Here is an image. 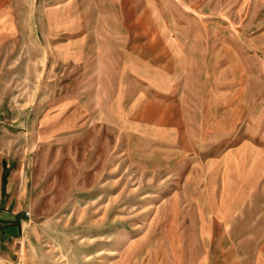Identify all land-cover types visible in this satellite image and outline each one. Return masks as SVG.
<instances>
[{"label":"rangeland","instance_id":"374dc122","mask_svg":"<svg viewBox=\"0 0 264 264\" xmlns=\"http://www.w3.org/2000/svg\"><path fill=\"white\" fill-rule=\"evenodd\" d=\"M1 161L0 264H253L264 0H0Z\"/></svg>","mask_w":264,"mask_h":264},{"label":"crops","instance_id":"0c3cea01","mask_svg":"<svg viewBox=\"0 0 264 264\" xmlns=\"http://www.w3.org/2000/svg\"><path fill=\"white\" fill-rule=\"evenodd\" d=\"M4 11V9H3ZM14 163V161H13ZM12 165V161H8L7 164H3V162L1 161V169H0V177H19V173L20 171H18L17 173H13L12 170H9L10 166ZM25 165V164H24ZM5 166V167H4ZM25 169V167H24ZM7 171H10V174H6ZM13 191L14 194H16L18 192V189L17 187H15V189H13V183L12 181L10 180V178L8 179L6 185L0 183V198H4L6 196H9V194H11L10 192ZM26 190H27V186H26ZM2 219L1 220H5V217H1ZM249 261H253L254 263L253 264H264V255H259L257 259L255 260H249Z\"/></svg>","mask_w":264,"mask_h":264},{"label":"built area","instance_id":"2783aa9c","mask_svg":"<svg viewBox=\"0 0 264 264\" xmlns=\"http://www.w3.org/2000/svg\"><path fill=\"white\" fill-rule=\"evenodd\" d=\"M26 214H27L28 216H30V215H31V213H30L29 211H27V212H26Z\"/></svg>","mask_w":264,"mask_h":264}]
</instances>
